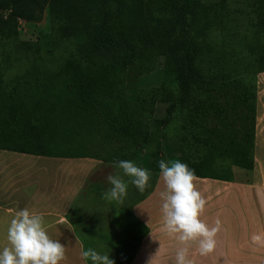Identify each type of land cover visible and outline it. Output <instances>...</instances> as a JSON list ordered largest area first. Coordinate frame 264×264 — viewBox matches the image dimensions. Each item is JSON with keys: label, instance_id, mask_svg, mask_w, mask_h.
Wrapping results in <instances>:
<instances>
[{"label": "trees", "instance_id": "16d2710c", "mask_svg": "<svg viewBox=\"0 0 264 264\" xmlns=\"http://www.w3.org/2000/svg\"><path fill=\"white\" fill-rule=\"evenodd\" d=\"M45 12V40L22 41L20 21ZM250 16L258 38L237 48ZM158 66L160 86L128 99L127 85ZM263 72L264 0H0V150L111 164L147 150L160 171L163 129L176 123L178 160L234 182L233 167L254 170Z\"/></svg>", "mask_w": 264, "mask_h": 264}, {"label": "crops", "instance_id": "0c3cea01", "mask_svg": "<svg viewBox=\"0 0 264 264\" xmlns=\"http://www.w3.org/2000/svg\"><path fill=\"white\" fill-rule=\"evenodd\" d=\"M263 105L264 72L257 77L255 166L250 180L240 182L235 177L234 182L204 178L194 181L207 201L200 218L209 225L219 219L221 229L215 251L207 256L200 255L197 243H191L189 259L193 264H264V247L251 241L254 233H264ZM110 164L93 158H56L0 150V252L9 246L11 220L27 208L30 213L42 215L49 237L66 247L60 264H89L81 252L101 242L115 243L122 228L119 216L128 211L112 208L114 201L102 196L110 187L107 176L123 175L115 164ZM148 169L152 173L150 186L143 193L131 183L128 187L129 212L142 232L128 231L137 245L133 261L125 264H148L159 248L153 264H176V252L182 245L162 231L160 192L165 186L160 171Z\"/></svg>", "mask_w": 264, "mask_h": 264}, {"label": "clouds", "instance_id": "9594fccd", "mask_svg": "<svg viewBox=\"0 0 264 264\" xmlns=\"http://www.w3.org/2000/svg\"><path fill=\"white\" fill-rule=\"evenodd\" d=\"M114 167L122 170L123 175L117 173L107 176L110 187L102 193L105 200L122 203L127 196L129 183L140 193L150 186L152 173L149 169L129 160H120ZM159 170L165 186V190L160 192L162 231L182 245L176 252V264H193L189 259V246L193 242L197 243L202 256L215 251L221 221L217 219L214 225H209L200 218L207 201L195 187L197 176L194 169L179 160L161 159ZM124 177L130 179L126 181ZM7 239L9 246L0 252V264H60L65 259L66 247L59 240L49 237L44 217L30 213L27 208L18 211L11 220ZM251 241L258 247H264V233H254ZM159 249L148 264H153ZM81 257L90 259L92 264H115L109 255L100 254L91 247L82 251Z\"/></svg>", "mask_w": 264, "mask_h": 264}, {"label": "rangeland", "instance_id": "374dc122", "mask_svg": "<svg viewBox=\"0 0 264 264\" xmlns=\"http://www.w3.org/2000/svg\"><path fill=\"white\" fill-rule=\"evenodd\" d=\"M20 29H21L22 41L31 44L37 42L42 43L47 37V35L50 33L48 14L45 12L42 15L41 19L38 21L21 20ZM237 32L238 34L235 41V45L237 46V48H240L243 45L252 43L251 41L258 38L257 23L250 16L246 18L244 21L240 22ZM242 57L244 59V56ZM19 65H21V63H19L17 66ZM21 71L22 69L17 67L13 71H9V73H7L5 80L8 86L10 83V79L13 78L15 74L21 73ZM161 79H162V68L158 66L155 71L134 78L133 81L127 85L126 97L130 100L132 99L134 100L139 90L151 89L160 86ZM12 87L13 86L9 87L8 90L11 91ZM166 109H167V105L161 103L157 104L154 110V117L159 120L165 118L167 116ZM238 126H240V124H237V127ZM164 129L163 131L166 134V139L162 141L161 159H164L165 161L178 160L179 144L176 138L177 125L176 123L175 124L172 123L171 125L169 124L167 126V129L165 130ZM4 130L9 131L10 127L4 126ZM56 148L60 149V147H56ZM60 151H63V148H61ZM150 154L151 151L144 150L142 151L141 157L139 156V158L133 159V162H135L139 167L148 169L149 166L147 162V157ZM233 171L235 173L236 180L240 182H248L251 178V172H248L246 170L233 167ZM129 205L130 203L128 197H124L122 203L114 201V204L112 203L111 205V207L115 208L116 210L119 208L128 209V211L126 210L125 213H121L119 216V220L122 224L121 225L122 228H121L120 236L119 238H116L115 243L111 242L110 245H106V243L99 241L101 243H98L97 245L92 247L100 254L109 255L115 261V264H125L126 260L132 256V249L137 245L134 237L129 235L128 231H130V233L132 234L133 233L140 234L142 232L140 226L135 222L134 218L129 212L130 210ZM88 261L89 264H92L91 260Z\"/></svg>", "mask_w": 264, "mask_h": 264}]
</instances>
